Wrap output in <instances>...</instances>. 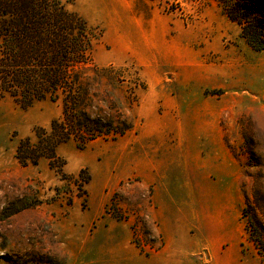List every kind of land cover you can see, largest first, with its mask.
I'll return each mask as SVG.
<instances>
[{
    "label": "rangeland",
    "instance_id": "rangeland-1",
    "mask_svg": "<svg viewBox=\"0 0 264 264\" xmlns=\"http://www.w3.org/2000/svg\"><path fill=\"white\" fill-rule=\"evenodd\" d=\"M65 1L97 37L92 66L114 70L112 80L96 77L86 109L131 128L83 150L60 145L61 170L43 159L23 167L17 141H34L61 105L0 97V264H158L170 247L183 250L178 264L264 263L255 223L264 226V48L246 45L217 0ZM159 135L172 151L191 146L164 152L182 160L164 164L162 189L141 168L144 144ZM212 170L227 185L199 184L190 198L172 188ZM173 215L179 228L166 238L160 222Z\"/></svg>",
    "mask_w": 264,
    "mask_h": 264
},
{
    "label": "trees",
    "instance_id": "trees-1",
    "mask_svg": "<svg viewBox=\"0 0 264 264\" xmlns=\"http://www.w3.org/2000/svg\"><path fill=\"white\" fill-rule=\"evenodd\" d=\"M217 4L240 28L246 45L261 51L264 0H217ZM92 31L80 15L67 9L65 0H0V97L20 107L42 101L61 105L58 120L47 129L33 130L34 141L27 137L17 141L13 157L19 165L35 166L43 159L50 169L61 170L66 162L57 155L60 145L72 141L83 150L98 139H114L131 128L126 122L117 128L86 109L96 77L112 80L108 73L114 71L92 66L97 39ZM86 175L83 182L90 179ZM255 223L264 233V226ZM244 229L248 232L247 226ZM258 249L264 258V250Z\"/></svg>",
    "mask_w": 264,
    "mask_h": 264
},
{
    "label": "crops",
    "instance_id": "crops-1",
    "mask_svg": "<svg viewBox=\"0 0 264 264\" xmlns=\"http://www.w3.org/2000/svg\"><path fill=\"white\" fill-rule=\"evenodd\" d=\"M194 139H196L194 137ZM158 144L155 142V138H149L147 140V142L144 144L143 146V154H142V174H143V179L144 181H151L152 179V175L154 177V181L157 184V186H159L160 189H162L164 186H162L164 184L163 179L166 177V174L163 173V166L164 164L167 163L166 168L169 166L170 168H172V166L180 161L181 157H176L174 155H168V156H164V152H168L170 149L168 148V146H163V140H162V135H159L158 137ZM177 142H181V140H176L174 141V143ZM187 143V142H185ZM184 143V144H185ZM184 147H182V145H177L176 150L172 151L174 149V145L171 148V153H176L177 150L180 149V151H186L189 150L190 147L189 145H184ZM164 147L166 148L167 151L163 150ZM185 159V158H183ZM178 160V161H177ZM182 160V159H181ZM194 161V160H193ZM194 162H198V158H195ZM226 162H228L229 164L232 165L231 161H230V157L227 156V160ZM191 163H193L191 161ZM225 163V162H224ZM224 163L222 164L224 166ZM196 166V164H194ZM167 170V169H166ZM214 170V169H213ZM213 170L212 172H204L202 173L203 177H202V182H199V176L197 174L198 177V181L197 183H192L191 178L188 177V179H186L187 184H183V186L179 183V178L176 177L175 183L172 184V188L177 189V187L179 188H184L187 189L189 188V191H187V196L190 198L191 191H194L195 189H200V186H198L199 184L202 186H205L207 188L213 189L216 186H220V185H227L225 184V180L223 178H226L225 175H217V180L218 182H214L210 179V176L213 174ZM227 171V169H226ZM165 175V176H164ZM231 180L233 181V183L235 182V175L232 173V177ZM176 184V185H175ZM197 185V186H196ZM158 187H155V189L157 190ZM182 188V189H183ZM183 189V190H184ZM159 191V190H158ZM162 198H160L159 192H156L154 194V201L156 202L157 206H162ZM160 219H164V218H159ZM158 221V222H159ZM188 222V221H187ZM162 224L161 226V234L166 237H173L174 235H170V231L171 232H175L176 231V227L178 226V222L175 219V216L173 215L170 218H166L165 220H162L160 222ZM190 225V223L187 224V227ZM179 228V226H178ZM175 234V233H174ZM168 250H160L158 251L155 256L154 259L155 261L158 262V264H178L183 256V250H179V248L177 247H170L167 248ZM189 251V250H187ZM150 259H153V257L151 256Z\"/></svg>",
    "mask_w": 264,
    "mask_h": 264
}]
</instances>
